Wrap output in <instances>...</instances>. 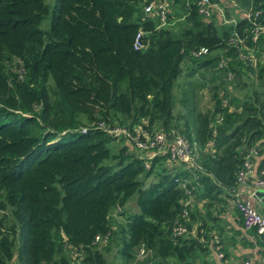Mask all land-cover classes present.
I'll use <instances>...</instances> for the list:
<instances>
[{
  "label": "trees",
  "instance_id": "trees-1",
  "mask_svg": "<svg viewBox=\"0 0 264 264\" xmlns=\"http://www.w3.org/2000/svg\"><path fill=\"white\" fill-rule=\"evenodd\" d=\"M150 1L54 0L43 32L45 0H0V264H107L105 245L93 243L105 235L121 264H200L220 251L205 218L237 187L247 153L264 154V33L251 42V20H205L196 0L166 9L161 26L143 11ZM234 1L264 28V0ZM199 49L206 54L192 57ZM184 70L204 71L211 85L212 107L191 129L170 124L172 86ZM244 77L250 90L237 99L231 92ZM141 120L182 137L200 170H168L163 157L144 169L124 145L111 155L119 140L96 125ZM133 195L138 214L126 217ZM188 200L193 207H183ZM177 224L185 235L172 236ZM140 246L152 260H135Z\"/></svg>",
  "mask_w": 264,
  "mask_h": 264
},
{
  "label": "built area",
  "instance_id": "built-area-1",
  "mask_svg": "<svg viewBox=\"0 0 264 264\" xmlns=\"http://www.w3.org/2000/svg\"><path fill=\"white\" fill-rule=\"evenodd\" d=\"M228 3L231 0H223ZM196 14L205 20L211 19L213 16L221 23L234 24V22L225 20V10L223 4H220V0H196L195 3ZM166 9L167 4L163 0H152L146 4L143 8L145 15H155L160 21V25H164L166 22ZM244 19L252 21V35L251 42H255L258 35L264 33V28L253 23L248 11L245 12ZM140 33H137L133 42V49H141ZM206 54V50L199 49L196 52H191V56L198 58ZM225 62L220 60L218 68H224ZM231 79L228 76V80ZM220 121V118L217 119ZM96 128L102 129L108 136L113 137L116 140L122 141L124 146L133 149L138 159L143 161L144 169H148L149 162L157 157H163L164 162L161 167H166L168 170L176 166H181L183 169L197 171L200 170V166L196 163L194 148H192L182 137L174 134L172 131L165 133L162 130L149 128L146 120H141L139 124L132 125L130 128H121L117 125H103L98 123ZM82 133L86 130H81ZM261 144L264 146V131L260 138ZM206 146H210L207 143ZM256 157L254 150H250L244 157L241 170L236 175V185H246L247 180L251 176L252 158ZM252 187L254 189H260L264 191V169L260 171L259 178L252 181ZM253 196V194H252ZM251 199H235L232 204V208L238 214L241 220L242 230L244 232L253 231L257 236L264 238V216L261 215L257 209L253 206ZM190 200L183 204V207H190ZM118 210H116L117 212ZM187 217L186 210L182 211L181 218ZM186 228L183 225L177 224L172 228V236L185 235ZM107 241V235L96 236L93 243H103ZM148 252L144 250L142 246L137 249V257H143ZM69 254L76 262L81 260L80 253L70 250ZM217 257L220 259L221 255ZM241 264H250L249 262H242Z\"/></svg>",
  "mask_w": 264,
  "mask_h": 264
},
{
  "label": "crops",
  "instance_id": "crops-1",
  "mask_svg": "<svg viewBox=\"0 0 264 264\" xmlns=\"http://www.w3.org/2000/svg\"><path fill=\"white\" fill-rule=\"evenodd\" d=\"M220 4H223L228 21L236 22V19L244 18L245 9L235 3L234 0H231L230 3L220 0ZM216 21L219 20L216 19ZM174 24L170 23V25ZM262 158H264V154L252 158L251 176L246 185L237 186L228 193L229 196L225 197L223 202L210 208L211 215L206 217L205 220L207 226L212 229L209 234L212 235L213 242L218 243L216 250L219 248L220 251H211L202 259L200 264L202 262L203 264H241L242 262L264 264V238L257 236L253 231L244 232L241 220L232 208L235 199H251L252 194L260 190L254 189L251 184L253 180L259 178L260 170L258 171V166ZM252 203L257 211L264 216V205L263 208L258 207L254 199H252ZM193 205L190 206L193 207ZM196 209L201 218L205 217L201 205L196 206ZM112 216H115V214L112 213ZM218 254L221 255L220 259L217 257Z\"/></svg>",
  "mask_w": 264,
  "mask_h": 264
},
{
  "label": "rangeland",
  "instance_id": "rangeland-1",
  "mask_svg": "<svg viewBox=\"0 0 264 264\" xmlns=\"http://www.w3.org/2000/svg\"><path fill=\"white\" fill-rule=\"evenodd\" d=\"M45 4L49 8V13L47 14L46 17L42 19V21L39 24V29L43 32H46L49 28L50 15L54 5V0H45ZM178 6H179V0H177L176 2L174 1L167 2V10L178 9ZM225 20L228 21L226 17ZM171 24H174V21ZM219 24L221 25V22ZM222 24L225 25V23ZM186 72L187 71L184 70L181 76L173 83L172 86L171 113L174 122L170 124L172 126L177 127L178 129H184L183 128L184 125H186L191 129L195 123L196 113H201V114L205 113L207 110H209L212 107L213 104L210 99L211 85H209L206 82L208 76L204 73V71L199 70L198 72H194L192 75L189 76L187 75ZM203 76L204 79L202 78ZM242 81L246 85L241 86V88L236 92L235 91L231 92L233 93V96L237 99H242L244 94H246L250 90L249 86L251 81L247 80L245 77L242 79ZM218 95H220V93ZM120 127L124 128L122 126ZM123 145L124 144L122 141H114L111 144V146H113L114 148L113 150H111V155L114 154L116 150L118 148H121ZM131 152L135 153L133 149H131ZM107 162L108 161H105L103 162V164H106ZM152 179H153L152 176L148 177L145 180V183L147 184L149 181H152ZM135 198L136 197L134 195L131 196L122 209L126 217L133 214H138V208L135 204ZM113 213L116 214V212ZM111 219L114 221L120 220V218L117 216H112ZM104 245L105 248L100 247V249H101V254L103 255L106 263L121 264L119 258L116 257L114 246L112 244L111 245L104 244ZM147 257L148 259L152 260V255L149 252L143 257H137L136 255L135 260L140 261V260H144ZM128 264H134V263H128Z\"/></svg>",
  "mask_w": 264,
  "mask_h": 264
},
{
  "label": "water",
  "instance_id": "water-1",
  "mask_svg": "<svg viewBox=\"0 0 264 264\" xmlns=\"http://www.w3.org/2000/svg\"><path fill=\"white\" fill-rule=\"evenodd\" d=\"M252 198L254 199L258 207L263 208V205H264V191L263 190L255 191Z\"/></svg>",
  "mask_w": 264,
  "mask_h": 264
}]
</instances>
